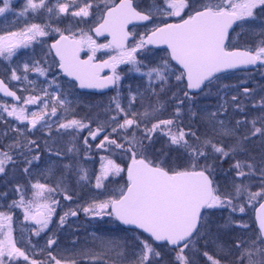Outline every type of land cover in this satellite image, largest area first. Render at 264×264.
<instances>
[{
	"label": "snow or ice",
	"instance_id": "obj_1",
	"mask_svg": "<svg viewBox=\"0 0 264 264\" xmlns=\"http://www.w3.org/2000/svg\"><path fill=\"white\" fill-rule=\"evenodd\" d=\"M12 4L13 0H0V17L13 12ZM258 14H264V0H152L148 7L143 6L142 0H25L18 13V17L24 18L25 26L20 31L0 35V57L11 60L18 49L29 48L34 43L43 45L45 41L40 38L53 33L59 38L47 46L40 59L25 62L22 74L18 75L16 68L11 70L10 79L27 82L24 91L35 94L17 96L16 91L0 80V92L19 102L10 106L0 104V120H5L6 113L18 125H23L11 126L15 136L11 143L0 148V177H6L17 168L25 175H32V170L41 162V150L40 143L31 139L30 134L33 130H46L44 144L49 155L58 160L69 156L64 170L74 173L78 182L91 183L88 170L77 158L82 149L85 159L89 158L92 142L102 137L95 143L96 149L110 156L127 157L130 163L125 169L108 156H102L99 174L95 175V188H106V181L114 182L110 177H120L125 172L126 182L106 199H93L82 209L77 206V209L65 211L59 217L57 228H62L69 216H77L79 210L93 217H112L121 225L130 226L137 250L135 259L127 264H162L165 249L174 253L168 264H199L201 241L204 247L212 242L223 252L218 233L212 232L213 213L209 210L230 209L227 224L239 223L241 229H247V224L233 221L231 214L244 213L246 206L255 207L258 201H264V96L255 100V90L244 87V97L253 101L251 106L259 109L260 115L251 120L237 119L234 126L227 119V100L219 104L216 111L198 113L194 108L195 98L199 94H210L213 86L220 90L230 87L219 83L220 73L249 65L264 66V27L254 33L259 37L254 48L236 47L229 31H235L233 25L243 28ZM69 16L77 24L89 23L92 18L96 26L88 31L83 28L74 31L71 24L63 29L53 26V21L59 23ZM172 17L179 18V22L169 23L168 18ZM37 18H42L44 23L30 22ZM137 22L154 25L138 41L136 33L129 30V25L135 27ZM93 32L96 36L107 33L111 39L106 44H97L91 35ZM148 45L167 48V54L151 67L137 59V54ZM85 48L91 54L81 59L80 53ZM101 49L112 50L115 54L95 63L96 52ZM49 57H52L51 63ZM121 64L130 65L129 72L147 78L144 92L139 89L133 92L129 86L128 96L121 95V75L117 72ZM53 67L73 78L80 89L114 86L116 95L110 98L104 110L105 118H76L74 101L68 99L70 92L61 89L54 75L44 82L47 86H38L36 81L29 80V72L47 77ZM104 69H109L111 74L102 76ZM172 88L177 91L172 92ZM169 92H172L171 97L161 101L160 96ZM147 94L156 100L151 101ZM125 99L126 105L122 103ZM137 100L139 109L135 107ZM237 100V95L231 97L234 110L244 113L243 101L236 103ZM171 103L175 105L173 113L169 118H162ZM26 105H39V110L29 112ZM185 110L190 114L188 122H185ZM198 115L208 124L204 133L191 122ZM85 129L87 136L80 145L78 140ZM65 136L69 141L66 151L62 152L55 145ZM161 137L166 138L168 148L174 146L179 164L168 165L165 159H158L153 149ZM225 138L233 142L225 143ZM254 138L262 146L259 158L251 155L238 158L248 153L246 146ZM165 155L159 151L160 157ZM226 160L231 161L227 170L222 167ZM218 170L226 177L229 172L234 176L221 185L216 180ZM253 181L259 184L255 192L251 191ZM31 188L33 199L27 200L21 186L16 184L14 191L19 199L6 205L7 212L0 211V237H3L0 239V264H82L83 258L90 264H98L102 256L92 249L60 250L55 233L39 249L41 254H46L45 260L29 256L27 246H31L34 254L38 247V242L33 244L30 236L40 237L53 222L54 205L58 201L50 199L51 194L63 191L65 200L72 199L63 177L54 187L36 181ZM45 193L49 195L46 197ZM6 195L0 193V198ZM0 207L5 205L0 204ZM16 208L23 209L24 220L35 225L26 229L30 236L23 249L12 236L11 213ZM255 211L258 234L250 241L237 239V264H264V202H259ZM93 241L104 253L115 254L117 259L111 264H125L122 238L94 235ZM202 255L209 264H221L207 251ZM104 264L109 262L104 261Z\"/></svg>",
	"mask_w": 264,
	"mask_h": 264
},
{
	"label": "rangeland",
	"instance_id": "obj_2",
	"mask_svg": "<svg viewBox=\"0 0 264 264\" xmlns=\"http://www.w3.org/2000/svg\"><path fill=\"white\" fill-rule=\"evenodd\" d=\"M24 2H25V0H13V4H12L13 12L6 14V16L0 17V35L5 34L8 31H20L25 26L24 18L18 17V13H19V11L22 10ZM157 2H159V0H157ZM151 3H152V0H142V4L144 7H148ZM70 18H71L70 16L65 17L59 23H57L56 21H53V26L54 27L58 26L61 29H63V28L68 27L71 24V25H73L74 31L78 28H83L85 31H88L89 28L96 25V21L93 20L92 18H89V21H90L89 23H84V24H77L75 21L70 22V20H71ZM177 19L178 18H175V17L168 18V20H177ZM30 22L44 23V20L42 18H37V19L31 20ZM142 30H137V31H135V33L137 35H139ZM147 30H151V29H147ZM57 36H58L57 34L53 33V34L49 35V37L47 36V37L40 38L41 40L45 41V44H43V45L34 43L29 48L18 49L17 55L14 56L11 60H6L3 57H0V77L6 81V83L9 85V87H11L12 89H15V90L20 89V91L22 92L21 89L28 87L27 82L11 80L10 79L11 70L13 68H16L17 74L18 75L22 74L23 73V64L25 62L31 63L33 59H40L43 56L44 52L47 51V46L49 44L46 42H48V39L50 37H57ZM97 44H106V42H97ZM85 49H86V54H84V56L91 54L87 48H85ZM141 52L142 51H140L137 54V59L141 60L143 62H146V61L158 62V61H160L161 57H164V54H162V53H156V54L153 53L152 54L151 52H149V54H147V51L145 53H143L141 55V57H139L138 55ZM114 54H115V52H113L112 50L101 49V50L96 52L95 57L98 59H101V60H105V59H108L109 55H114ZM48 59H49V63H51L52 57H49ZM129 67H131V66L130 65L126 66L124 64H121L117 68H119L122 71H124V70L128 71ZM132 73H133L132 76H137V77L139 76L138 73H135V72H132ZM126 74L128 75V73H126ZM53 75L55 76V79H56L57 83L60 85L61 89L70 92L68 99L74 101V105H73L74 115L80 114L81 110H84V112H83L84 115H88V112L91 110L92 106L90 105L89 102H87V100L85 98H81V97L75 95L74 88L60 78L59 72L57 71V67H53L52 71L49 73V75L47 77H39L34 72L28 73L29 80L36 81L38 86H47L46 83H44V82L46 80H51L53 78ZM123 80H124V76H121V81L123 82ZM222 84L230 86L227 89L223 90L224 95H221V96H223V98L217 102L208 101V100H210V98H212V96H214V94H213L212 96L205 98L204 101L197 100L195 102V104H196V108L199 109L198 113H201L204 111H207V112L216 111L217 106L219 104H221L224 100H226L228 93H229L230 96L237 95L238 100L236 103L243 101V104L245 106V112L241 113V112H239L238 109H235L236 111H233L234 105L230 106V104L228 103V105H227L228 106V113L226 115H227V119L230 121L232 126L235 125V121L237 119H243L246 117L247 119L251 120L253 117L258 116V115L254 116V113H255L254 110L250 109V106L252 105L253 101L251 99L245 98L243 95V88L244 87H248L249 89L255 90L254 84H252L250 82L249 76L246 78H244L242 76H235V77H229V78L225 77V79L222 81ZM234 84L239 85L241 87L239 89H235V91H230V90H232ZM262 85H263V87H261L260 90L264 95V80L262 82ZM53 87H55V85H53ZM30 94H35V93L29 92V95ZM204 97L205 96H203L202 99ZM254 97H255V91H254ZM255 100H257V99H255ZM126 103H127V100L125 101V104ZM0 104H2V102H0ZM232 104H233V102H232ZM8 105L10 106L12 104L8 103ZM103 106L106 108L107 105H103ZM135 107L138 109L140 108L139 100H137ZM140 110L142 111L143 109H140ZM4 116H5V120H0V148L4 147V146H6L12 142V140L15 136V133L11 130V126L18 125V122H16L13 118L7 117L6 113L4 114ZM97 116H99L101 119L105 118L104 112H99L98 115H96L95 117H97ZM53 119H56V118L53 117ZM198 119L204 125H206L208 127L207 122L205 120H202L199 117V115H198ZM5 121H7V122H5ZM18 126L23 127V125H18ZM194 128H196V127H194ZM207 129L208 128L205 129V127L199 128L201 133H204ZM241 131H244V129L242 128ZM5 132H7V135H3V133H5ZM83 132L86 134L87 130L85 129ZM46 134H47L46 131L40 132V131L33 130V132L30 134V138L33 137L34 139H39L41 136H44V135H45L44 138H46L47 137ZM257 141H258V143H254V142L250 141L246 146L248 149V153L246 155H242L241 157L247 158V155H251V156H255V157L259 158V155H260L261 150H262V146L259 143L258 139H257ZM232 142H233L232 139L225 138V143L230 144ZM60 146L61 145H60V140H59V142L55 145V148L62 149V147H60ZM173 149H174V146H173ZM173 149L168 148L166 145V138L161 137L159 139V141L155 144L153 151L157 153L158 159H165V157H166L165 160L167 161L168 165H175L179 155H177V152ZM97 150L99 151V153L107 154V152H105L103 150L96 149L95 146H93L92 151H97ZM159 151H164L166 153L165 157L164 156L160 157ZM83 167H85L88 170L89 175L91 176V183L78 182V178L76 175H73L72 179L64 176L62 173V170L60 168V165L56 159H53L52 157H48V158L44 157L41 159V162L32 170V175L29 176L30 191L32 192V195H33L34 190L31 188V185H32V183H35L36 181H39L40 183L50 182L53 184V186H55L57 184V182L60 181V179L63 177L64 184L66 185V187L69 190L68 194L72 196L71 201L69 200L67 204L65 203V206L61 203V201H59L60 199L58 200L59 201L58 204L54 205V207L56 209L55 213L59 210L58 207H60V208H62L60 211L61 215H63L64 212L68 211L70 208L71 209H77V206H79L82 209L83 207H86L89 203H91V201L93 199H96V200L106 199L111 192L118 190L122 186L121 180H119L117 178H112L111 181H114V182H112V183H109L107 181L105 182L107 185L106 188L97 189V188H95V175L99 174V171L101 168V162L98 161L97 163L93 164V161L89 160L85 164V166H83ZM7 178L10 180L14 179L12 172H9V174L7 175ZM2 179H3V177H0V181H1L0 187L3 184H5L2 182ZM227 179L228 178H226V180H220V184L223 185L224 183H226ZM81 185H83V187ZM7 186L9 187V185H7ZM258 188H259L258 181H253V186L251 188V191L255 192L258 190ZM3 192H4L3 190L0 191V193H3ZM54 194L55 195L61 194L60 198L64 196L63 191H58ZM48 195L49 194H46V196H48ZM6 202H7V199L5 197L0 198V204L5 205ZM41 202H43V201H41ZM48 202H50V199ZM250 207L251 206H246L244 213L238 212L237 216H232V220L235 222H242L244 224H247V226L249 227L250 223L252 222V215L248 212ZM2 209H3V207H0V211ZM252 209H254V207ZM22 212H23V209H22ZM211 212L213 213V215H212V232L218 233V235H219L218 243L223 246L224 251L220 252L217 249L216 245L212 242H209L207 247H204V242L201 241V243L199 245V247L201 248V255L199 257V264H209L206 257H204L202 255V253L204 251H207L210 255H213L214 258L219 259L221 261V264H235V256L239 255V251L235 247V243H236L237 239L250 241V239L247 237H250L251 240H253L254 235L251 232L247 231V229H241L239 227V223H232L230 225L227 224L229 215L222 216V214L217 215L214 211H211ZM109 219L110 218L108 216H104L101 218V217H93L90 215H85V213L82 210H79L77 216H75V217L69 216L67 218V221L63 225L62 228H57V223H55V224L51 223L49 225V229H46L45 233H41V236L37 237L35 235L30 236V232L26 230V229L32 227L30 225L32 223V221H25L24 220V213H23V216L20 220L19 219L18 220L13 219L12 236L14 239L17 240V246L21 247L22 249L27 246V241L29 239V236H30L33 244H37V242H38V247L35 250V254H34V250L31 248V246H27L28 254L30 257L31 256H37V257H45L46 258V254H41L39 249L43 248L45 246V242L48 239V237L50 235H52V233H55L56 237L58 239L60 250L73 249L74 247L77 249L88 248V249H92L94 253H99L102 256V258L103 257L104 258L108 257L110 259L113 258V259H111L113 261L116 260V259H114V258H116L115 254L114 253H104V251L99 247L98 243L93 241V237L95 235V236L110 237L113 239H121L122 238L123 241H125L127 243V244H125V242H124V246L126 245V247H124V248H127L125 250L126 255H124V260H125V264H127V262H130V261L135 259L134 253L137 250L136 249V243L137 242L135 241V239L132 236L122 235V234H119L115 230H112V229L108 230L107 228H105V227L111 225L108 222ZM252 224H253V222H252ZM65 226H67L69 228H65ZM63 228H65V229H63ZM59 229H62V231L64 233L63 234H57L56 232ZM2 238L3 237H0V239H2ZM73 241H76L75 245L73 244ZM89 247H91V248H89ZM164 252H165V255H164V260H163L162 264H168V262L174 256L169 257L170 253H168L166 249L164 250ZM53 254L58 255L57 252H54ZM66 254L67 253H65V255ZM58 258H59V255H58ZM82 260H88V259L83 258ZM111 262L112 261H110V263ZM98 264H102V261L100 260Z\"/></svg>",
	"mask_w": 264,
	"mask_h": 264
},
{
	"label": "flooded vegetation",
	"instance_id": "obj_3",
	"mask_svg": "<svg viewBox=\"0 0 264 264\" xmlns=\"http://www.w3.org/2000/svg\"><path fill=\"white\" fill-rule=\"evenodd\" d=\"M169 21H172V23H176V22H179V19H177V20H169ZM153 26H154L153 23L150 22L148 24H144L142 26H138V27H135V28L131 29V31H134V32L137 31V30H142L143 29L140 32L139 35L136 34L135 40L138 41L141 35H144V34L150 32L151 30H147V29H152ZM262 27H264V14H258L257 18L254 21H250L243 28L235 26V31L231 32V37L233 39V42L235 43V46L238 47V48H241V49L249 47V46L254 48L255 45H256L257 39H259V37L257 35H255L254 33L259 32V30ZM141 51H142L141 53H144V52L147 51V53L151 52V53H155V54L159 53V52H162V54H164V56L166 54V52H163V51H152V50L148 51L146 49H143ZM159 62L160 61H158V62H148V61H146L144 63L151 67V66H155ZM126 66H128V65H126ZM256 68H257L255 70L256 73L253 74L252 76L245 75V74H238V75L236 74V75H233L232 77L242 76V77L246 78V77L249 76L250 77V82L252 84H254V89H255V97H254V99L259 100L260 97L264 96L263 93L260 90V88L263 87V86H261V82H263V80H264V66H260L258 64ZM117 72L121 76H124L123 82L120 81V92H121V95L123 97H127L128 96L129 86L131 87L133 92H136L137 89H139L141 92H144V90L147 88V78L146 77L142 78L140 76V74H139L138 77L137 76H132V74H133L132 72H128L126 70L122 71L119 68H117ZM126 73H128V75ZM236 73H240V72H236ZM241 73H243V72H241ZM229 74L231 75V74H234V73H229ZM225 77L228 78V74L221 75V80L219 82L220 84H222V81L225 79ZM66 83H68V82H66ZM172 83L175 84L174 77L172 79ZM69 85L72 86L74 84H70L69 83ZM240 87L241 86L234 84L232 90H230V91H235V89H239ZM73 88H74V91H75L74 92L75 95H77V96H79L81 98H85L87 100V102H89L90 105L92 106L91 110L88 112V115H84L83 114L84 110H81L80 114L75 115L76 118H94L96 115H98L97 114L98 107L101 105V103L103 102V103H108L109 104L110 98L116 95V88H114L111 91L106 92L104 94L83 93V92H78L75 89V87H73ZM21 90H22V92L20 91V89L15 90L17 96H27V95H29V92H25L24 89H21ZM223 90L218 89V86H213L212 89H211V93L210 94H207V95L206 94H199L197 97L202 98L203 96H205V98H207V97H210V96H212L214 94V96H212V98H210V100H208V101L217 102V101H219V100H221L223 98V96H221V95H224ZM175 91H177V90L175 88H172V92H175ZM218 91H219V95L217 94ZM172 92L167 93V95H163L162 94L160 96V100L161 101L168 100L171 97ZM147 95H149V99L151 101H155L156 100V97L150 96V94H147ZM231 97L232 96H230L229 93H228V96H227L226 100L228 98L231 99ZM229 103L231 104V102H229ZM26 107L29 110V112L38 111L39 110V105H33V106L32 105H26ZM174 107H175L174 103H171L167 107V110L164 112L162 118H169L171 116V114L173 113V111H174ZM194 108H195V105H194ZM189 116H190V114L187 113V111L185 110V120H186L185 122H188ZM69 118H71V116ZM191 122H192L194 127H195V125H198L199 127H205V129L207 128V126L204 125L198 119V116L196 118L192 119ZM92 126L95 127V124H93ZM31 139H34V138L31 137ZM48 157H51V156H48ZM52 158L55 159L56 157H52ZM117 158H119L122 162H125V163L129 160L127 157H124V156H121V155H117ZM68 159L70 160V158H68ZM114 159L117 160L116 157ZM60 216H62V215L59 212L58 215L56 216L57 221H59V217Z\"/></svg>",
	"mask_w": 264,
	"mask_h": 264
},
{
	"label": "trees",
	"instance_id": "obj_4",
	"mask_svg": "<svg viewBox=\"0 0 264 264\" xmlns=\"http://www.w3.org/2000/svg\"><path fill=\"white\" fill-rule=\"evenodd\" d=\"M52 39V38H51ZM50 39V40H51ZM250 109L251 110H254V111H257V109H254V108H252V106H250ZM250 127V126H249ZM83 137L84 136H82L81 134H80V137H79V140H78V142L80 143V145H83ZM46 139L44 138V139H41L40 141H39V143H40V150H41V157H43L45 154H47V149L45 148V144H44V141H45ZM64 141L66 142V143H68V141H69V137H67V136H65L64 137ZM252 142H254V143H258V141H257V139H253L252 140ZM66 147H67V145H66ZM66 147H62V148H66ZM66 150V149H65ZM83 149L81 150V153H80V156H83ZM82 154V155H81ZM79 156V157H80ZM67 157H69V156H67ZM78 157V158H79ZM240 159H244L243 157H239ZM180 163V161L178 160V162H177V164H179ZM230 163H231V161L230 160H226L224 163H223V165H222V167H223V169H225V170H227L228 168H229V165H230ZM22 167V166H21ZM12 172V174H13V176H14V181H12V180H10V179H8L7 178V176L6 177H3V179H2V182L3 183H5V184H3L1 187H0V189L1 190H3L4 192L3 193H6L7 195L5 196V198L7 199V202H6V204H5V207H3V209L1 210V211H5V212H7L8 210H7V207H6V205L7 204H10L13 200H18L19 199V194L18 193H16L15 191H14V188H15V185L16 184H19L20 186H21V188L23 189V192H24V195H25V198L27 199V200H32V198H33V195H32V192L30 191V180H29V177L27 176V175H25V174H23V172L19 169V168H17V169H15V170H13V171H11ZM16 175H18L17 176V178H16ZM232 176H234V173H232V172H229L228 174H227V177L225 176V173L224 172H222V171H217V174H216V180H217V182H219L220 183V180H226V178H228V177H232ZM0 184H1V181H0ZM7 185H9V187L7 186ZM259 202V201H258ZM257 202V203H258ZM256 203V204H257ZM255 204V205H256ZM253 207L251 206L250 207V209L248 210V212L251 214L252 213V209ZM230 209H227V208H224V209H216L215 210V213L217 214V215H219V213L220 214H222V216H226V215H229V213H230ZM247 211V210H246ZM12 215H13V219H21L22 218V216H23V212H22V209H20V208H16V209H14L13 211H12V213H11ZM231 215H233V216H237L238 215V211L237 212H235V213H232ZM251 225L249 226V229L251 230V233H254V237H253V239H255L256 238V232H255V230H254V226L252 225V223H250ZM126 233V235H130V233L129 232H125ZM131 236L134 238V234L133 233H131ZM247 238H249L250 240H251V238L250 237H247ZM128 246V245H127ZM31 257H33V258H35L36 260H38V261H43V260H45V257H37V256H31ZM101 261H102V264H104V261H106L105 259H101ZM98 263H99V261H98ZM21 264H23V262H21ZM82 264H90V262H89V260H82Z\"/></svg>",
	"mask_w": 264,
	"mask_h": 264
},
{
	"label": "water",
	"instance_id": "obj_5",
	"mask_svg": "<svg viewBox=\"0 0 264 264\" xmlns=\"http://www.w3.org/2000/svg\"><path fill=\"white\" fill-rule=\"evenodd\" d=\"M146 23H149V22H137V23H136V26L144 25V24H146ZM130 27H134V26H133V25H129V28H130ZM92 35H93L97 40H99V41H101V40H107V43H108V41L111 39V37L108 36L107 33H105V35H103V36H96L95 33L93 32ZM131 40H132V37L129 38V42H130ZM146 48H148V49H156V50H157V49H158V50H159V49H163V50H166V51H167V48H166V46H164V45H148ZM83 51H84V50H83ZM83 51H81V53H82ZM81 53H80V54H81ZM52 54H53V56L55 55L54 52H53ZM94 61H95V60H94ZM95 63H99V62H95ZM173 63H175V62H173ZM255 66H256V65H249V66H246V67H241V68H239V69L228 70V71H225V72H223V73H226V72H232V71H237V70H244V69H252V68H254ZM58 70H59V68H58ZM59 71H60V70H59ZM60 72H61V71H60ZM61 73H62V76H63L65 79H67V80H69V81H72V82L76 83V84H77V89L80 90V91L89 92V93H104V92L109 91L110 89H112V88L114 87V86H110V87H108V88H102V89H100V88H97V89H80V88L78 87V83L75 82L73 78L64 75L63 72H61ZM223 73H220V74H223ZM105 74L110 75V74H111V73H110V70H109V69H104L103 72L101 73V75L103 76V75H105ZM0 97L3 98V99H6V100H13V98H11V97H5L4 94H3L2 92H0ZM13 101H14V100H13ZM15 102H16V101H15ZM262 202H264V201H262ZM258 207H259V205H258ZM258 207H257V208H258ZM254 220H255V223H256V225H257V229H258V231H259V225H258V222H257V219H256V211H254ZM117 222L120 224L119 221H117ZM120 225H121V224H120ZM121 226L124 227V228H126V229H130V226H125V225H121ZM145 235H147V234H145Z\"/></svg>",
	"mask_w": 264,
	"mask_h": 264
}]
</instances>
